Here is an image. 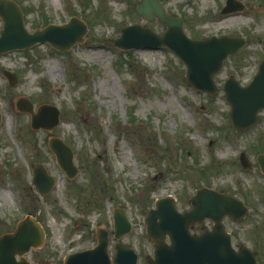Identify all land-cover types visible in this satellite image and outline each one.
Listing matches in <instances>:
<instances>
[{"label":"rangeland","instance_id":"obj_1","mask_svg":"<svg viewBox=\"0 0 264 264\" xmlns=\"http://www.w3.org/2000/svg\"><path fill=\"white\" fill-rule=\"evenodd\" d=\"M15 1L29 31L71 16L86 24L83 40L67 50L44 42L0 54V234L31 211L46 234L40 247L27 252L31 264H62L73 249L69 242L91 244L97 226L111 235L116 207L133 223L124 237L141 238L144 214L156 198L172 195L185 208L200 185L227 189L240 179V187H250L249 174L234 166V157L245 149L254 158L264 124L230 133L221 87L229 73L241 82L251 78L264 57V0H236L243 9L228 14L220 13L225 0H158L183 18L191 37L228 34L246 40L215 75L214 94L191 87L184 64L166 47L113 45L120 27L134 22L164 30L157 17L135 11L139 0ZM3 70L15 74L13 84ZM17 97H26L34 111L56 105L58 123L50 130L31 128L30 114L15 107ZM257 123H264V110ZM52 136L71 148L78 167L73 178L56 162L48 145ZM36 162L55 179L47 194L32 185ZM250 199L255 214L237 227L263 233L264 207Z\"/></svg>","mask_w":264,"mask_h":264},{"label":"water","instance_id":"obj_2","mask_svg":"<svg viewBox=\"0 0 264 264\" xmlns=\"http://www.w3.org/2000/svg\"><path fill=\"white\" fill-rule=\"evenodd\" d=\"M243 5L234 0H227L222 12L240 9ZM136 12L145 17L152 18L156 14L162 24L166 27L162 33H157L147 26L133 23L120 28V34L112 39L116 47L122 49L139 47L166 46L171 49L185 65V78L195 88L208 92L217 90L213 75L217 73L223 64V60L233 54L244 45L245 40L241 37L228 35L207 38H190L183 29V20L175 15L166 13L156 0H141L137 3ZM0 52L14 48H24L36 42H49L57 49H69L75 42L82 41L86 31L85 23L73 16L63 24H48L39 29L35 28L29 32L23 23L22 11L14 0H0ZM10 83L15 76L4 71ZM223 90L225 99L230 104L229 119L234 127L245 128L258 120V111L264 108V57L258 64L257 72L251 81L241 86L232 75L226 79ZM18 109L31 113V127L52 128L58 122V110L55 106L44 104L33 112L32 104L25 98L16 100ZM49 145L55 152L60 166L68 176H73L77 168L72 164V152L59 138H51ZM257 160L264 171V153L257 156ZM241 164L248 166V160L244 154L240 157ZM33 182L36 188L45 193L53 184V179L45 174L44 169L35 165L33 168ZM170 196L156 200V210L149 209L144 217L146 232L149 237L161 238L167 233L171 241L191 240L192 236L187 234V225L196 220L200 212L208 211L214 213L217 223V231H222L218 223L221 213L216 212L229 210V214L238 210L245 212L240 201L231 195L220 194L212 189L199 188L196 193L189 197L191 208L184 212H177ZM114 235L119 237L130 229V223L122 210L114 211ZM158 218V220H156ZM223 233V231L221 232ZM98 244L93 249H87L69 254L64 264H109L106 252L107 237L104 230L97 231ZM207 238V236H206ZM222 252L217 255L218 264H256L255 258L245 248L239 252L231 249L228 237L223 236ZM44 233L39 223L32 217L27 216L20 220L11 233L0 235V264H29L23 254L30 246L37 247L43 242ZM168 248L163 243V248ZM176 247L185 248L184 244ZM113 262L115 264H135V255L130 248L117 247ZM161 258H169L164 264H193L190 260L193 252H185L174 255H166L159 252ZM19 259H16V256ZM211 254L206 253L209 257ZM204 256L203 254L200 255ZM177 259V262H171ZM214 258V254L211 255ZM219 258L220 261L219 262ZM148 264H152L148 261ZM202 264V263H200ZM213 264V263H212Z\"/></svg>","mask_w":264,"mask_h":264},{"label":"flooded vegetation","instance_id":"obj_3","mask_svg":"<svg viewBox=\"0 0 264 264\" xmlns=\"http://www.w3.org/2000/svg\"><path fill=\"white\" fill-rule=\"evenodd\" d=\"M238 79V78H237ZM244 84L245 82H241ZM258 124H264V123H256L246 129L238 130L233 127L229 131L230 133H238L246 131L250 128H253L254 126ZM258 138L262 145L261 148H258V151L256 152H264V133L263 130H258ZM231 135H229L230 137ZM234 158V166L239 169V161L237 154ZM239 171L243 174L248 173L249 175L245 178V183L248 184L250 187L246 188L240 187L241 180L237 179L235 181H231L229 183V188L225 187H218L215 188L219 192H228L230 194L236 195L238 198H240L243 203L249 208V211L246 214H241L240 212H234V216L229 215L228 213H223L221 215V220L219 221L220 224L223 225L224 231L228 234L230 239V245L231 247L239 252L241 249L245 248L247 246L249 248V251L251 255L255 258L256 264H264V232L262 231H253L255 227L251 229V232H247L250 230L245 229V227L238 228L237 225H240V223H248L247 221L250 219L252 215L255 214L256 207L253 204L251 198H255L257 200L256 204H259L261 207H264V173L261 171L259 165L252 161L251 168L249 169H239ZM251 173V174H250ZM189 207V206H188ZM188 207L181 208L180 204H177V209L179 211H183L184 209H187ZM258 211V210H257ZM208 211L202 212L201 216L194 220L193 222L188 224V234L190 236H198V239H191V240H178L177 242H172L170 240V236L168 234H165V236L161 239L158 237L149 238L146 236H142L141 238H130V237H121L120 239H116L112 234H109L108 232V255L109 257H113L114 254L117 251V245L123 246L128 245L131 248H133V251L135 253V264H148L147 261L151 260L153 264H163L164 262H168L169 258H161L159 257V252L164 251V254L167 255H174L179 253H185V252H199V253H214L215 257L212 259L211 257L207 258L206 256L203 257H191V261L195 262V264H200V261L202 264H212L214 261V264H216V254H221L222 252V236L223 233L220 231L216 232L213 229V226L215 224V221L209 216ZM234 217H239L240 221L235 220ZM253 231V232H252ZM93 237L91 244L87 246H79L77 242L79 239H73L71 242H69L70 249L73 247V249L69 250L64 255L76 252L85 248L93 247L96 242V235H95V229L92 231ZM91 232V233H92ZM252 233V234H251ZM205 236H209L208 239H205ZM165 242L167 246H169L167 249H163L162 243ZM184 244L186 247L184 249H181L180 247H176V245ZM61 257V262L63 261V257ZM220 260V258H219ZM177 259L173 258V261L176 262ZM110 264H114L110 262Z\"/></svg>","mask_w":264,"mask_h":264}]
</instances>
